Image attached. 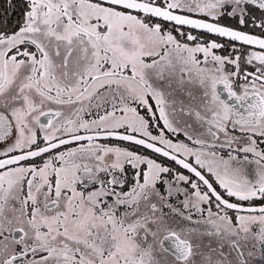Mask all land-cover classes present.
I'll return each mask as SVG.
<instances>
[{"label":"snow or ice","instance_id":"snow-or-ice-1","mask_svg":"<svg viewBox=\"0 0 264 264\" xmlns=\"http://www.w3.org/2000/svg\"><path fill=\"white\" fill-rule=\"evenodd\" d=\"M0 264H264V0H0Z\"/></svg>","mask_w":264,"mask_h":264}]
</instances>
